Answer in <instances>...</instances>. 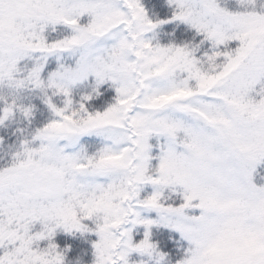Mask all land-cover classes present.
<instances>
[{
    "label": "snow or ice",
    "instance_id": "snow-or-ice-1",
    "mask_svg": "<svg viewBox=\"0 0 264 264\" xmlns=\"http://www.w3.org/2000/svg\"><path fill=\"white\" fill-rule=\"evenodd\" d=\"M167 4L0 0V264H264V0Z\"/></svg>",
    "mask_w": 264,
    "mask_h": 264
},
{
    "label": "trees",
    "instance_id": "trees-1",
    "mask_svg": "<svg viewBox=\"0 0 264 264\" xmlns=\"http://www.w3.org/2000/svg\"><path fill=\"white\" fill-rule=\"evenodd\" d=\"M142 3L145 5L150 16L155 15L161 19H166L171 15V9L166 0H142ZM181 34L187 36L190 35L191 32L182 24H178V26L177 23L169 24L160 31L159 40L163 43H167L170 39L179 37ZM14 139L15 137H12V140ZM69 240H71V238ZM174 240L179 241V239L175 237ZM169 244L172 248L176 247V244L173 241H169Z\"/></svg>",
    "mask_w": 264,
    "mask_h": 264
},
{
    "label": "rangeland",
    "instance_id": "rangeland-1",
    "mask_svg": "<svg viewBox=\"0 0 264 264\" xmlns=\"http://www.w3.org/2000/svg\"><path fill=\"white\" fill-rule=\"evenodd\" d=\"M166 2H167V0H166ZM169 24H165V25H163V26H161V28H159V29H157V39H159V34H160V31L164 28V27H166V26H168ZM182 25H184V24H182ZM187 29H188V27H187V25H184ZM192 31H194V30H191L190 32H192ZM147 35H149V36H151L152 34L151 33H149V34H147ZM197 39H199V37H197ZM161 42V41H160ZM161 43H163V42H161ZM86 139H88V138H86ZM92 139H94V138H92ZM154 215V214H153ZM173 236L175 237V238H177V239H180L179 238V235L178 234H173ZM73 239L72 237H68L65 233H63L62 231H58L57 232V235H56V237H55V240L58 242V243H60L61 245H63V243H64V241L67 239V240H69V239ZM77 238H79V239H83V238H80L79 237V234H77ZM94 238V237H93ZM46 242H41V244H42V246L45 244ZM85 247H87V245H84Z\"/></svg>",
    "mask_w": 264,
    "mask_h": 264
}]
</instances>
